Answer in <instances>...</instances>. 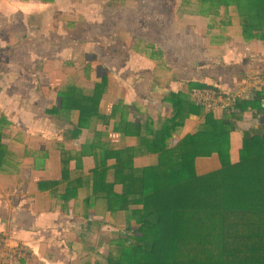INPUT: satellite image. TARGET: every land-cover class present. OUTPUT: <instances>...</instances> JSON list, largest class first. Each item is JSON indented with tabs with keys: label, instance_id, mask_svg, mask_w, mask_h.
Returning <instances> with one entry per match:
<instances>
[{
	"label": "crops",
	"instance_id": "0c3cea01",
	"mask_svg": "<svg viewBox=\"0 0 264 264\" xmlns=\"http://www.w3.org/2000/svg\"><path fill=\"white\" fill-rule=\"evenodd\" d=\"M78 4L79 0H0V232L10 231L26 243L31 257L21 264H94L95 252L107 249L101 246L107 245V237L116 239L124 230L118 231L125 219L117 204L108 206L91 197L89 170L101 149L90 143L133 144L127 141L134 135L124 136L123 129L114 126L124 122L123 114L138 120L137 111H151L142 103L149 88L161 106L168 91H186L191 81L228 92L243 86L252 73H264V37L252 27L258 21H240L233 5L229 13L236 16L228 19L223 5L197 0L158 3L157 9L167 16L162 21L151 13L154 4L143 12L152 18L142 17V9L133 7L136 35L125 37L129 50H124L122 32L114 44L115 54L104 44L108 37L103 38L104 45L96 49L101 68L93 71L92 59H85L86 48L96 45L106 28L91 21ZM102 17L109 19L107 12ZM124 18L121 27L128 22ZM144 43L161 50L162 60L139 51ZM135 58L147 60L148 67L143 69ZM160 62L173 80L158 89L153 67ZM102 76L106 82L99 112L109 113L114 104L122 109L108 123L98 120L96 133L89 125L76 136V117L61 109L59 92L66 84L89 91ZM227 110L212 112L218 117ZM246 111L235 128L264 127V120L252 116L249 108ZM198 121L197 115L190 114L181 135L195 130ZM150 159L138 156L135 163ZM210 161L217 166V158Z\"/></svg>",
	"mask_w": 264,
	"mask_h": 264
},
{
	"label": "trees",
	"instance_id": "16d2710c",
	"mask_svg": "<svg viewBox=\"0 0 264 264\" xmlns=\"http://www.w3.org/2000/svg\"><path fill=\"white\" fill-rule=\"evenodd\" d=\"M197 1L223 5L228 19L238 15L240 21H258L252 24L254 33L264 37V0ZM230 5L236 15L228 13ZM223 20L221 15L219 21ZM152 46L144 43L138 50L161 61L163 52ZM166 72L161 62L154 65L158 89L173 80ZM105 82L102 76L89 91L66 84L59 92L61 109L76 117V136L89 125L96 133L98 120L108 123L120 112L121 105L116 104L107 114L99 112ZM188 84V90L168 91L161 98V106H168L166 114L153 115L144 108L137 111L138 120L122 115L124 122L114 128H122L124 136L134 135L133 144L91 141L101 149L89 170L91 197L108 206L117 204L125 221L133 223L110 241L120 240L119 250H97L94 264H264V133L243 130V155L239 160L231 157L235 120L247 108L264 120V88L250 99H238L217 117L195 101L192 89L201 84ZM190 114L199 121L195 130L181 135ZM143 155L151 159L136 164L135 158ZM211 157L217 158V166L198 171L197 158Z\"/></svg>",
	"mask_w": 264,
	"mask_h": 264
},
{
	"label": "rangeland",
	"instance_id": "374dc122",
	"mask_svg": "<svg viewBox=\"0 0 264 264\" xmlns=\"http://www.w3.org/2000/svg\"><path fill=\"white\" fill-rule=\"evenodd\" d=\"M66 1V0H61V2ZM105 1H109V0H102V1H96V0H79V3L81 5H83L85 8H83L85 11L88 12V14H90V16L92 17L90 20L91 21H96L99 22V26L101 25L103 28H106V30H104V32L106 33L105 35H103L100 40H98V43L96 45H93L91 48L87 47V56L85 57V59L87 60H91L92 59V66H90L91 68H93V71L95 70L96 72H98V69L101 68V63L102 61L99 59V51L96 50L98 49V47L100 48L102 42L101 40L103 38L108 37V41H106L104 44H106L107 46H109V50L112 51L114 54L118 51V49L114 46L115 41L117 39H119V35L122 33H124V50L128 51L130 46H127V43L129 42V40L127 41L125 39V37H131L132 35L135 34V29L132 27V24L135 23V21L137 19L132 18V11H133V7L138 6L140 7L141 12H142V17H148V18H152L153 16L149 15V12H146L143 14V12L145 11L144 9L146 7L153 5V7L150 8L151 13H155L156 15H154V19L155 20H164L167 19V16H165V11L162 10H158L157 9V4L158 5H163L164 3L167 4V0H123V2L119 1V0H114V3L111 6H107L105 3ZM205 3H208V1H206ZM78 4V5H80ZM77 5V6H78ZM229 8V7H228ZM79 9L77 8V14H79ZM228 13L230 12V9H227ZM107 12L108 14V18L109 19H105L102 16ZM126 14V15H125ZM158 14H160L163 18L157 16ZM136 16H138L137 13H135ZM115 16V17H114ZM121 16L123 17H127L124 19H127L128 22L126 21V24L121 27L119 25L120 22V18ZM113 17V18H112ZM140 21V20H139ZM142 21V20H141ZM145 21H147L145 19ZM116 23V26L113 27V24ZM100 26V28H101ZM144 25H142L143 27ZM158 28H161L160 26H158ZM118 29V30H117ZM121 29V30H120ZM130 30V31H129ZM141 32V31H139ZM108 35V36H107ZM136 35V34H135ZM118 42V41H116ZM102 44V45H104ZM98 53V54H97ZM127 58H129V61L131 62V66H133V61L130 60L132 59L131 56H128ZM133 62V63H132ZM135 62L139 63V66L141 65L143 67V69H145V67H148V61L145 60L144 58H139L136 59L135 58ZM111 62L108 63V65H110ZM130 64V63H129ZM128 64V65H129ZM103 65V64H102ZM112 66V64H111ZM111 66L109 67L110 71H111ZM98 67V69H97ZM107 67V64L105 66V69ZM104 71V70H103ZM115 71V70H114ZM146 71H149V68L146 69ZM99 72H101V70H99ZM115 74V73H114ZM127 78H130L128 76V74H126ZM147 75L141 76V78H144V80L146 79ZM143 104H145L148 109H150L153 113V115L158 114L159 112H164L166 114L167 112V104H164L163 106H160V103L158 102V98L155 96H153L151 94L150 88L148 89V95L145 99L144 102H142ZM253 118V117H252ZM254 122L256 123V120H254ZM258 122V121H257ZM235 126H237L239 124V120H235ZM237 124V125H236ZM255 127V128H254ZM251 127L254 129L255 132H259V133H264V128H260L258 126ZM240 130L235 128V131L232 134V143H231V157L233 160H239L242 157V151H241V147H240ZM135 141V139H130L127 141V143H133ZM137 158V157H136ZM135 158V159H136ZM212 158V157H211ZM211 158H204L203 160L201 158H197V170L198 171H206L209 169H213L215 167L214 162L212 163L210 161ZM142 160V158H141ZM215 160V159H214ZM131 226H133V224H131V222H124V225H122L120 227V229H118V231H120L121 229H124L122 232H124V234L126 233V231H129ZM121 234V235H124ZM114 236V235H111ZM117 236H120V234H118ZM108 241H107V245H104L102 243V247L104 248V246H106V250H111L113 252H117L120 248V243L119 241L115 244H110L111 238L107 237ZM106 238V239H107ZM113 238V237H112ZM115 238V237H114ZM117 238V237H116ZM106 242V240H105ZM105 250V252H106Z\"/></svg>",
	"mask_w": 264,
	"mask_h": 264
},
{
	"label": "built area",
	"instance_id": "2783aa9c",
	"mask_svg": "<svg viewBox=\"0 0 264 264\" xmlns=\"http://www.w3.org/2000/svg\"><path fill=\"white\" fill-rule=\"evenodd\" d=\"M264 88V73L249 75L245 84L234 91L223 92L201 86L193 91L195 101L208 111L231 109L238 99H250L254 92ZM26 243L10 231L0 232V264H21L30 260Z\"/></svg>",
	"mask_w": 264,
	"mask_h": 264
},
{
	"label": "water",
	"instance_id": "95a60500",
	"mask_svg": "<svg viewBox=\"0 0 264 264\" xmlns=\"http://www.w3.org/2000/svg\"><path fill=\"white\" fill-rule=\"evenodd\" d=\"M235 131V130H234ZM242 133H243V131L242 130H240V144H241V137H242ZM242 151V150H241ZM243 155V154H242Z\"/></svg>",
	"mask_w": 264,
	"mask_h": 264
}]
</instances>
